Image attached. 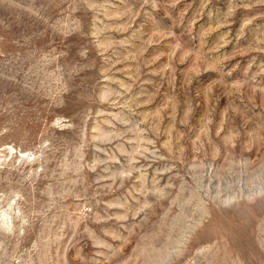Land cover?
<instances>
[{"label":"rangeland","instance_id":"1","mask_svg":"<svg viewBox=\"0 0 264 264\" xmlns=\"http://www.w3.org/2000/svg\"><path fill=\"white\" fill-rule=\"evenodd\" d=\"M0 264H264V0H0Z\"/></svg>","mask_w":264,"mask_h":264}]
</instances>
